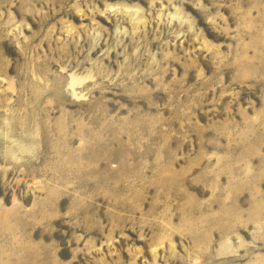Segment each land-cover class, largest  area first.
I'll list each match as a JSON object with an SVG mask.
<instances>
[{
  "label": "rangeland",
  "instance_id": "rangeland-1",
  "mask_svg": "<svg viewBox=\"0 0 264 264\" xmlns=\"http://www.w3.org/2000/svg\"><path fill=\"white\" fill-rule=\"evenodd\" d=\"M0 264H264V0H0Z\"/></svg>",
  "mask_w": 264,
  "mask_h": 264
}]
</instances>
